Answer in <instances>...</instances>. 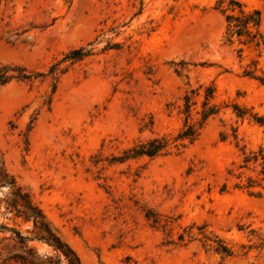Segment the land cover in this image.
Listing matches in <instances>:
<instances>
[{
	"label": "rangeland",
	"instance_id": "rangeland-1",
	"mask_svg": "<svg viewBox=\"0 0 264 264\" xmlns=\"http://www.w3.org/2000/svg\"><path fill=\"white\" fill-rule=\"evenodd\" d=\"M240 11L264 34V0H0V64L34 74L0 86V153L81 264H264V47L228 38Z\"/></svg>",
	"mask_w": 264,
	"mask_h": 264
},
{
	"label": "trees",
	"instance_id": "trees-1",
	"mask_svg": "<svg viewBox=\"0 0 264 264\" xmlns=\"http://www.w3.org/2000/svg\"><path fill=\"white\" fill-rule=\"evenodd\" d=\"M241 16L227 15L226 16V33L228 38L233 34L249 36V42L255 46L264 47V34L256 30V33L251 34L247 27L250 23L256 27L259 24V12L243 13ZM82 48L70 52L67 57L80 58L85 56ZM77 53L76 56H73ZM247 75L259 80L264 84V78L255 76L252 72L247 71ZM34 74L28 73L23 69L8 65L0 64V86L8 83L12 79L30 80ZM205 117V114L202 118ZM196 133L192 126H187L180 131L176 139H190L195 137ZM164 147L161 139L153 138L144 144L137 145L131 149V156L147 155L154 156ZM247 160V159H246ZM7 189V196L4 199L3 214H11L12 218H19L23 223H30V227L25 231L10 227L0 223V232L9 231V235L0 237V264H81L77 253L62 240L51 228L45 218L42 210L32 200L30 194L19 186L14 177L9 173L0 153V188ZM37 242L45 245L48 253L39 254L30 242ZM222 253H229V250L222 246ZM221 264V263H219Z\"/></svg>",
	"mask_w": 264,
	"mask_h": 264
}]
</instances>
